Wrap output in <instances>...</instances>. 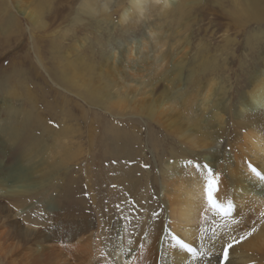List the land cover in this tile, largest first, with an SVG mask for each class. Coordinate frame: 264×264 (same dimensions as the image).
<instances>
[{"label": "rangeland", "instance_id": "obj_1", "mask_svg": "<svg viewBox=\"0 0 264 264\" xmlns=\"http://www.w3.org/2000/svg\"><path fill=\"white\" fill-rule=\"evenodd\" d=\"M113 1L116 2L117 0ZM196 1L193 9L179 23L172 20L164 22V19L159 16L158 11H155L143 16L144 23L131 21L128 24L130 19L124 21L125 27L122 26L123 23L120 21L122 14L120 13L122 12L121 7L114 4L108 8L109 12L112 11L114 23L110 21L108 22L109 26L105 25L101 31L86 34V31L81 33L80 29L74 24L72 20L73 15L68 20H65L62 16L59 18L47 16L45 18L47 25L45 28H42L39 25L35 26L27 16L14 14L15 12L13 13L10 8L8 9L5 4L7 1L0 0V126H2L0 127V166L5 164L4 158H1V150L2 148L7 149L10 144L2 129L12 122L8 117L11 114V110L17 111V117L20 119L16 118L13 124L18 125L22 121L24 113L33 112L41 118L46 128L50 129L48 130L47 128L48 133L46 131L45 133L47 134H44L39 127L41 121L36 119L34 125L30 128L34 134H41L40 139L43 134L45 138H48L45 141L50 146L46 154L41 155V153L43 154L41 150L38 155L31 156L30 160L26 158L19 159L12 168V172L5 177H1L5 180L19 179L14 183L22 189L26 188L24 184L31 182L33 184L31 188L35 189L33 192L37 190V194H35L33 203H25V208L23 206L17 207L8 201L6 197L9 194L4 192V189L7 188L2 186L3 192L0 191V202L3 205L2 209H0V246L3 247L2 250L0 247V264H31L32 256L29 257L31 251L16 248L14 241L11 238L9 239L11 233L18 237L26 229L23 225L24 223H28V221L24 219L25 216L23 214H28L33 223H47L50 228L48 231L49 242L55 248H59V245L53 238L54 235L68 234L70 231L78 228V226H81L80 223L84 224L83 220L85 219L84 221L91 228L83 234V244L85 242L87 244L89 240L96 244L97 239H100L102 251L104 253L107 252L108 254L106 253V255L108 256L109 253L111 254L109 262H112V264H124L120 256L123 255L124 251H127L126 249H130V251L134 250V257L132 261L130 260L131 262L134 261L137 264H161L159 256L158 259L156 258L158 261L149 257V250L157 236V232L153 227L155 222L159 220L157 205L163 196L159 184L154 182L153 177L158 173L159 168H162L161 166L164 165L163 161L165 159L179 152L180 145L174 144V142H177L175 138L171 136L167 137L163 133H160L158 127L155 126L156 122L154 120L142 114H137L134 110L110 109L109 102L99 101L98 103L97 100H103L102 97L96 99V101L91 100L92 98L88 95L87 88H98L101 90L103 97L106 94L109 98L110 95L116 97L123 90H126L127 84H130L128 92L137 101H149L153 97L157 102L163 92L171 90V78H181L179 76L181 74L182 76L186 75L184 78L186 79L189 73L188 69L197 63H204L205 60L211 59L214 63L218 62L217 64L220 67L216 71L217 73L215 72L216 78L223 80H221L222 82L220 81L223 85L222 94L218 97L222 98L223 96L224 99H222L227 107L233 104L237 105L235 102H237L238 97L236 98L235 96L241 95L240 92L247 89L245 86L248 84V79L254 70L253 67L257 69L264 62V20L261 22H251V24L247 25L243 23L240 27H236L232 21H229L231 19L229 16V11L232 7V4H230L231 0ZM8 2L11 3V1ZM154 23L163 24V30L161 31H164L165 37L172 35L171 32L179 30L180 39L184 41L185 37V40H188L182 44V53H184V57L182 58L186 60L180 59L181 64L186 65L188 69L184 67L182 71L176 70V67L172 63L175 60L171 56L164 59L159 55V51L152 48L156 45L154 34L150 31ZM105 24L107 23L105 22ZM109 28L110 30L112 28L110 32H108ZM56 33H59L62 39L55 38ZM254 36H257L258 39H253L254 42L252 41L249 44V38ZM85 38H87L86 47L82 49V52L81 47L79 50L74 48L76 47V43H80L81 40L84 41ZM54 39L58 43L57 47H52L50 44ZM146 40L149 41L148 50H150V56L152 58H161V69H167L168 71L165 75L152 76V82L150 83L148 80L149 84L147 86L145 82L134 81L132 77L121 73V68L117 65L123 49H130L129 47L133 46L132 51L134 55L136 57L140 56L142 53L141 48L146 44ZM168 43L175 42L170 41ZM167 45L163 46V48L167 49ZM58 47L62 50L56 51L55 49ZM203 47H207L208 51L203 52L201 50ZM85 52L88 53V57L82 58L81 53ZM202 53L207 54L206 56L209 59L207 57L204 60L200 58ZM142 54L145 55L147 52H143ZM194 59H196L195 62L193 61ZM75 67L78 68V73L75 77L76 82L73 87H70L71 83L60 79L57 76V71L61 68H66L69 69L73 76ZM223 69L224 71H222ZM243 82H246V85ZM184 87L185 84L182 86V89ZM143 91L146 92L143 93ZM226 91L227 93H224ZM84 112L87 114L85 119H83ZM112 125L116 127L115 130L111 127ZM67 127L72 128V132H69L65 137L63 136L62 141L56 143L54 138L57 137V134L63 135L64 128ZM117 127L121 130H119L121 133H123L122 130H126V134L129 132L128 136L130 135L131 137L130 142L132 143L133 151L135 147H138V149H135V151H138L133 155L135 158L132 156L127 161L124 158L119 160L112 157L114 146L111 144L114 143L110 144L109 142L117 143L119 141L120 138L116 141L114 138H110L114 137L113 132L116 131ZM132 129L135 131H132ZM111 130L112 134H110ZM132 132L134 133L130 134ZM122 138L125 139V137ZM120 142L117 144L121 147L124 146L122 145V141ZM60 143H62V146ZM68 143L72 144L69 145ZM55 144L58 146L54 147ZM117 144L115 145L117 146ZM215 146L219 149H224L226 145L218 142ZM215 146L211 149H217ZM139 152L142 154L140 155ZM71 153L73 154L71 158L66 156V154ZM141 156L145 157V159ZM102 158L103 160H101ZM46 159H49V161H46ZM136 161L137 163H135ZM48 162H51V164L55 163L54 167L52 168L50 164V166L47 165ZM124 163L128 168L121 166ZM131 163H135L133 164L135 166L131 165ZM136 164L138 165L136 169L137 173L142 178L144 177L142 174H145V178L142 179V183L138 186V191L134 193V189L130 193V189L127 190L126 185H124L127 181L125 177L131 172L129 171L131 167H137ZM119 170L122 172V175L119 173ZM43 173L48 174L50 177L49 181L43 179ZM31 178L34 182H32ZM117 178L122 180H118ZM146 179L150 185L148 191L144 189ZM44 191H48L57 201L50 203L48 200H44L45 215L51 216L44 222H38L35 213L36 208L33 204L35 201L37 202L41 199L40 195ZM159 192L161 193L160 197ZM130 201H133L134 205ZM119 215L127 222L126 224L123 221L120 222L119 228L121 226V228L123 227L124 230H127L125 231L126 235L132 238V241H129L124 247L121 246L124 244L122 231L116 234L117 228L115 229V227L112 228L113 226L109 227L108 225L109 219L117 218L120 220ZM8 223H13L14 227L9 226ZM213 227L211 228L212 239H214L211 240L212 243L218 239L216 236V227L218 225H213ZM93 228L95 230H91ZM97 234L100 238L97 237ZM108 237H110L108 240L104 239ZM92 238L94 239L92 240ZM204 240L203 245L198 244L197 248L193 247L196 249V254L194 255L204 253L206 259H208V262H205V264H211L209 259L216 255L219 258V262L212 263L223 264L221 260L223 259V252L220 254V252L213 250L209 247L212 243L207 242L205 238ZM103 243H105V246ZM118 243L120 246H116ZM161 243L162 237L159 240L158 253L161 250ZM94 244L92 251H95ZM107 245L115 248L116 252L111 253ZM220 246L223 247L222 244ZM198 250L200 253H198ZM95 255L97 256V254ZM205 255L199 256L200 260ZM77 256L78 253L71 259L72 261L70 260L72 264L77 262L74 260ZM90 259L88 257L87 262L84 261L83 263H101L99 258L93 257L92 260ZM194 259H198V257ZM45 263L47 264L48 262L43 260L40 264ZM71 263L68 261V264ZM48 264H54V262Z\"/></svg>", "mask_w": 264, "mask_h": 264}, {"label": "bare ground", "instance_id": "obj_2", "mask_svg": "<svg viewBox=\"0 0 264 264\" xmlns=\"http://www.w3.org/2000/svg\"><path fill=\"white\" fill-rule=\"evenodd\" d=\"M5 1H7L5 4L7 5L8 9L10 8L13 13L15 12L14 14H23L27 16L29 20H32L35 26L39 25L42 28H45L47 25V21L45 20L47 16L52 18H59L60 16H62L65 20H68L73 15L72 20L74 24L80 29L81 33L86 31V34L101 31V29H103L105 25L109 26L108 22L110 21L114 23L115 20L113 21L114 18L113 14L111 13L112 11L109 12L108 9L114 4L121 7L120 9L122 12L120 13L122 14L120 21L121 23H123L122 26L125 27L126 24H124V21L130 19L128 24L131 21L144 23L143 16L155 11H158L159 16L164 19V22L172 20L179 23V21L186 14H188L191 9H193L194 4L197 2L196 0H117L116 2H114L113 0ZM8 1H11V3H9ZM75 4H77V6H75ZM230 4H232V7L229 11V16L231 17L229 21H232L236 25V27H240V25L243 23L247 25L249 23L251 24V22H261L264 20V0H231ZM105 22L107 24H105ZM111 30L109 28L108 32H110ZM161 30H163L162 23H154L151 26L150 31L152 34H154V40L156 42V45L152 48H155V50L159 51V55H161V57L164 59L171 56L173 60H175L172 63L173 66L176 67V70L182 71L184 67L188 69L186 65L184 66L183 64H181L180 60L182 57H184V53H182V44L187 42L188 40H185V37L184 41L180 39L179 30L171 32L172 35L166 37L164 31ZM55 38L62 39V36L59 35V33H56ZM253 39H258V37L254 36L252 38H249L248 43L250 44L252 41L254 42ZM170 41H174L175 43H168ZM86 42L87 38H85L84 41L81 40L80 43H76V47L74 48H77L79 50V48L81 47L82 52V49L86 47ZM50 44L52 47L58 46L56 39L52 40ZM148 45L149 41L146 40V44H144L143 48H141V51L142 53L147 52V54L144 55L141 53L140 56L137 57L132 51L133 46L129 47L130 49H123V51L121 52V58L117 61V65L121 68V73L132 77V80L134 81L141 83L145 82L146 86L149 84L148 80L150 81V83L152 82V76H161L165 75L168 72L167 69H161V58H152L150 56ZM165 45H167V49L165 48L166 50L163 48V46ZM161 48H163L164 50ZM55 50L60 51L62 49H59L58 47ZM201 50L203 52L208 51L207 47H203L201 48ZM206 55L202 53L200 58H203L204 60V58L207 57ZM81 56L82 58H87L88 53H81ZM196 59H194L193 61L195 62ZM183 60L182 62H184ZM210 60H205L204 63L202 62L200 64L197 63L190 69H188L189 73L186 79H184L186 75L182 76L181 74L179 75L181 76V78H171V90L163 92L160 96L159 101L157 102L153 97H151L149 101H137L133 96H130L128 92L130 84H127L126 90H123L116 97L110 95V97L108 98L106 94L105 97H103L101 95V90L98 88L88 87L87 92L88 95L92 98L91 100L93 101H96V99L102 97L103 100H97L98 103L99 101H104L105 103L109 102L111 106L110 109H121L123 111L127 109L134 110L135 113L142 114L143 116L154 120L156 122L155 126L158 127L160 133H163L167 137L171 136L175 138L177 142H174V144L180 145L179 152L176 155L171 156L164 161L162 160L164 162H162L164 165L161 166V169L159 168L158 173L153 177L154 182H157L159 184V187L161 189L160 191H162L163 196L160 198L157 205L159 220L153 225L157 232V236L154 239V243L149 250L150 258L152 257V259H155L156 261L159 256L161 264H205V262H208V259H206V255L204 253L200 255L197 254V256L193 253L187 252L176 245V241L172 237L178 236L192 248H197L198 244H204V238L207 239V242L212 243L211 240L214 239H212L213 234L211 232V228L213 227V225H218V227H216L217 231L215 230L218 239H216V241L209 245L210 248L220 252L221 254V252H223L222 249L226 246V244L231 243L233 239L238 240L245 233L250 232L253 228H255L256 231L251 237L238 244H235L234 247L229 251V264H264V218L261 217V213H264V183L260 182L248 168V165L252 164L253 166H258V169L264 170V62L263 64L259 65V68L257 69L253 67L254 70L250 75V78L248 79L247 85L245 84L246 82H243L246 85L244 86L247 87V89H245L244 91L242 89L243 92L239 91L241 95L235 96L236 98L238 97V99L236 100L237 102H235L237 103V105L233 104L232 106L227 107L225 106L223 96V99L218 97L220 94H222L223 90V85L221 84L223 80L221 79V81L215 76V72L219 70L218 68H220L219 64H217L218 62L214 63L212 60ZM222 71H224V69ZM77 73V67H75L73 76L71 75L69 69L61 68L57 71V76L60 79L70 82V87H73L76 82L75 77ZM212 74L214 75L211 76ZM184 84L185 87L184 89H182V86ZM145 92L146 91H143V93ZM224 93H227V91ZM35 114L33 112L24 113V115L22 116V121L17 125L13 124L15 119L18 118L17 111L11 110V114L8 117L12 122L11 124L8 123L7 126L3 125L5 127L2 129V132H5V135L7 136L6 139L10 144L7 149L2 148L1 150V158H4L5 164H3V166H0V191L3 192V189H1L2 186L7 188L4 189V192L9 194L6 198L17 207H24V204L28 202L33 203V201L35 200V194H37V190L36 192H33V190L35 189L31 188V185H33L31 182L28 184H24L26 185V188L22 189L19 187V185L14 183L19 179L16 180L15 178L5 180L1 177H5L10 172H12V168L16 165L19 159L26 158L27 160H30L31 156L38 155L41 150L43 152V154L41 153V155H44L49 149L50 145H48L47 141H45L48 138H45L43 136L44 134L48 133V127L46 128V125L43 121H41V118L39 116H36ZM86 115L87 114L84 112L83 119L86 118ZM36 119L42 122L39 123L40 129H42V131L44 132V134L41 136L42 140L40 139L41 134H34L30 128L34 125ZM113 126L114 125H112L111 127ZM113 128L115 130L116 127ZM71 129L72 128L70 127L64 128L63 135L57 134V137L54 138V140H56V143L58 141H62L63 136L65 137L69 134V132H72ZM117 129L116 131L112 129L114 131V137L112 136L110 138H114L115 141L120 138L117 143L122 141V145L124 146L121 147L115 142H109L110 144L114 143L111 144L112 146H114L112 154L113 156H111L113 158H118L119 160L121 158H124L128 161V159L132 158V156L136 154L138 150L135 151V149H138V147H135L133 151V146L130 142L131 137L130 135L128 136L129 132L126 134V130H122L123 133H121V130L118 129L117 131ZM121 129L123 128L121 127ZM48 130L50 129L48 128ZM112 130L110 134H112ZM46 131L47 133H45ZM132 131L135 130L132 129ZM133 133L134 132L130 134ZM72 136L73 135L71 134V137ZM122 137H125V139H123ZM114 140L112 139V141ZM218 142H222L223 145L225 144V148H217L215 145H217ZM68 144L70 145L72 143ZM115 144H117V146ZM58 145L55 144L54 147H57ZM60 145L62 146V143H60ZM213 146H215L217 149H211ZM66 156H69V158H71L73 154H66ZM45 157L47 156L45 155ZM143 159H145V157ZM101 160H103V158ZM187 160H194L202 165L208 164L214 169V171L221 174L222 183L220 184L217 198L220 203L226 204L229 201L233 202L234 208L230 216L222 218L213 209L210 208L204 194L203 175L198 174L190 166L186 167L185 165ZM46 161H49V159H46ZM135 163H137V161ZM49 164L52 168L55 165V163L51 164V162H48L47 165ZM133 164L131 163V165ZM125 165V163L124 165L121 164V166ZM153 165H155V163H153ZM112 167L114 168V166ZM126 167L127 166L123 168ZM137 168L138 165L137 167H131V170L129 169V171L131 172L125 177L127 181L124 185H126L127 190L130 189V193L134 189V193L138 191V186L142 183V179L145 178V174H142V176H144L142 178L140 174L137 173ZM119 173L122 175L121 171ZM43 174V179L49 181L50 177L48 176V174ZM31 180L32 182H34L32 178ZM144 185V189L148 191L150 185L147 183V179L145 180ZM155 185L154 187L156 188ZM41 190L43 189L41 188ZM44 192H42L43 194L41 193L40 195L41 199H39L37 202L35 201L36 203L34 202L33 204V206L36 208L35 213L37 215L38 222H44L51 216L45 215V206L43 204L44 200H48V202L50 203H55L57 201L52 195L49 194L48 191ZM158 194H160V197L161 193L159 192ZM135 198L133 199L136 200ZM132 202L131 204H133ZM2 207L3 205L0 202V209H2ZM23 216H25L24 219H27L28 221V223H24L23 225V227H26V229H24V231L18 237L17 235L10 232L11 237L9 236V239L11 238L14 241V245L16 248L31 251L29 253V257L32 256L30 262L31 264H40L43 260L48 263L54 262V264H68V261L69 263H71V259L76 256V253H78V256L74 260L79 262L77 263L75 261L77 264H82L84 261L87 262L88 257L91 258L90 260H92L93 257L99 258L101 261L100 264H112V262H109L111 254L109 253L108 256L106 255L107 252L104 253L102 251L100 239H97L96 244L92 243L93 241L91 240L87 241V244L86 242L85 244H83V234L89 231V228H91L89 224L84 221L85 219L83 220L84 224L80 223L81 226H78V228L70 231L68 234L53 236L56 243H58L59 245V249L55 248V246L50 244L49 242L50 238L48 235V231L50 230V228L47 223H33L32 220L28 217V214H23ZM118 217H120V220L117 218L109 219L108 225L109 227L113 226L112 228H117L116 232L114 231L116 234H119V231H122L124 244L121 246L124 247L128 244L129 241H132V238L126 235L125 231L127 230H124L123 227L121 228V226L119 228L120 222L123 221L125 224L127 222L124 221L123 218H121V215H119ZM151 223L153 222L151 221ZM8 225L14 227L13 223H8ZM91 230L95 229L93 228ZM111 235L114 236L112 233ZM110 237L104 239L108 240ZM161 237V250L160 253H158V245ZM93 239L94 238H92V240ZM93 244L95 245V251H92ZM221 244L223 245V247L220 246ZM103 245L105 246V243H103ZM107 246L109 247V245ZM116 246H120V244L118 243L116 244ZM109 248L111 250V253L116 252L115 248ZM126 250L127 251H124V253L121 252L123 253V255L120 257L124 264H129V262H131L134 257V250ZM198 253H200V251ZM95 254H97V256ZM202 255H205V257L200 260L199 256ZM196 257H198V259H194ZM209 260L211 264H213L212 262H219V258H217L216 255ZM221 260L224 264L223 259ZM130 264L137 263L133 261Z\"/></svg>", "mask_w": 264, "mask_h": 264}, {"label": "snow or ice", "instance_id": "obj_3", "mask_svg": "<svg viewBox=\"0 0 264 264\" xmlns=\"http://www.w3.org/2000/svg\"><path fill=\"white\" fill-rule=\"evenodd\" d=\"M185 166L186 167L190 166L198 174L203 175L204 194H205V198H206L207 203L210 206V208L213 209L222 218L230 216L232 211H233V208H234L233 202L229 201L226 204L220 203L218 198H217V195L219 192V187H220V184L222 183L221 174L214 171V169L212 167H210L208 164L202 165L199 162L194 161V160H187ZM248 168L250 169L251 173L260 182L264 183V170H260V169H258V166H253L252 164H249ZM153 214L155 215V213H153ZM261 217L264 218V213H261ZM255 231H256V229L253 228L252 231L245 233L238 240L233 239V241L231 243H228L222 249L224 264H229V251L234 247V245L246 240L249 237H251ZM172 238L176 241V245H178L181 249H184L187 252L195 254V249L192 248L189 244L185 243L178 236H173Z\"/></svg>", "mask_w": 264, "mask_h": 264}]
</instances>
